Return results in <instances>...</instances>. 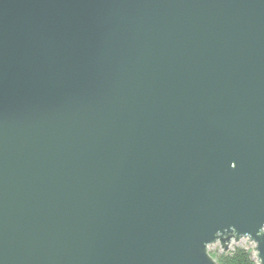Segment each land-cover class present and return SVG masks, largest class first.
<instances>
[{
  "label": "water",
  "instance_id": "water-1",
  "mask_svg": "<svg viewBox=\"0 0 264 264\" xmlns=\"http://www.w3.org/2000/svg\"><path fill=\"white\" fill-rule=\"evenodd\" d=\"M241 238L264 264V0H0V264Z\"/></svg>",
  "mask_w": 264,
  "mask_h": 264
},
{
  "label": "trees",
  "instance_id": "trees-1",
  "mask_svg": "<svg viewBox=\"0 0 264 264\" xmlns=\"http://www.w3.org/2000/svg\"><path fill=\"white\" fill-rule=\"evenodd\" d=\"M210 253L219 264H256L252 249L241 244H234L226 251Z\"/></svg>",
  "mask_w": 264,
  "mask_h": 264
},
{
  "label": "rangeland",
  "instance_id": "rangeland-1",
  "mask_svg": "<svg viewBox=\"0 0 264 264\" xmlns=\"http://www.w3.org/2000/svg\"><path fill=\"white\" fill-rule=\"evenodd\" d=\"M234 244H241L252 249V243L249 242L246 238H241L238 242H233L230 247H232ZM208 249L209 252H217L221 250L219 243H213L209 245Z\"/></svg>",
  "mask_w": 264,
  "mask_h": 264
},
{
  "label": "clouds",
  "instance_id": "clouds-1",
  "mask_svg": "<svg viewBox=\"0 0 264 264\" xmlns=\"http://www.w3.org/2000/svg\"><path fill=\"white\" fill-rule=\"evenodd\" d=\"M252 247L255 249V252H254L253 256L256 259L257 264H261V261L259 259V255H258V251H257V247H258L257 246V243L256 242H253ZM205 249H206V254L209 257V252H208L207 247H205Z\"/></svg>",
  "mask_w": 264,
  "mask_h": 264
},
{
  "label": "snow or ice",
  "instance_id": "snow-or-ice-1",
  "mask_svg": "<svg viewBox=\"0 0 264 264\" xmlns=\"http://www.w3.org/2000/svg\"><path fill=\"white\" fill-rule=\"evenodd\" d=\"M209 258L212 260L213 258L211 257V254H209Z\"/></svg>",
  "mask_w": 264,
  "mask_h": 264
}]
</instances>
